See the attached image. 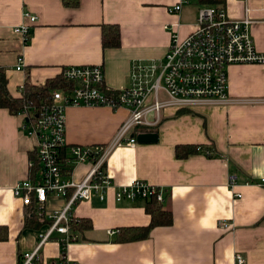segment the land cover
<instances>
[{"label": "crops", "instance_id": "0c3cea01", "mask_svg": "<svg viewBox=\"0 0 264 264\" xmlns=\"http://www.w3.org/2000/svg\"><path fill=\"white\" fill-rule=\"evenodd\" d=\"M180 1L80 0L77 8H67L63 0H0V68L6 70L10 94L20 97L26 82L44 85L67 67L85 65L103 67L110 92L134 86L135 66L164 60L173 33L185 38L195 30L204 5L191 0L180 13H169ZM217 6L232 19L242 18L249 7L256 49L264 54V0ZM22 25L31 28L27 42L15 32ZM109 25L120 28V48H103L102 30ZM228 75L229 95L246 103L163 110L159 123L141 132L158 134L157 143L125 145L111 155L107 172L115 188L106 200L93 198L74 208L73 218L91 227L75 233L74 241L53 234L38 264H238V256L244 264H264V185L256 184L264 179V66L233 65ZM66 115L69 146L93 147L109 144L130 112L80 106ZM23 119L0 108V227L8 233L0 241V264H21V256L35 251L48 232V216L67 203L65 197H49L46 216L39 218L14 195L19 182L31 179L29 156L35 148ZM185 145H205L212 155L178 159L175 150ZM89 170L88 164L79 165L74 179L81 182ZM134 180L167 189L164 208L174 221L146 239L122 242L121 228L151 222L145 201L115 200L116 188ZM223 220L230 228H221Z\"/></svg>", "mask_w": 264, "mask_h": 264}, {"label": "built area", "instance_id": "2783aa9c", "mask_svg": "<svg viewBox=\"0 0 264 264\" xmlns=\"http://www.w3.org/2000/svg\"><path fill=\"white\" fill-rule=\"evenodd\" d=\"M190 3L191 0H181L169 8V13L178 14L184 5ZM250 12L246 6L242 18L232 19L222 6H202L196 28L190 35L181 38L177 33L172 34L164 60L135 66L132 75L134 86L110 92L102 66H71L63 70L62 77L73 84L72 88L56 90L50 103L40 108L26 107L19 114L24 118L23 131L34 141L40 166L33 180H22L15 186L14 195L24 206L34 207L42 218L46 216L45 205L49 197L67 199L63 210L48 216L51 221L48 232L42 236L35 251L24 254L23 264L38 262L42 246L55 233L65 236L67 242L77 239L71 227L74 208L93 198L106 200L109 191L115 188L107 172L111 155L119 147H135L137 136L142 134L143 129L156 126L163 110L226 107L245 102L229 95L228 70L233 65L264 66V54L257 51L252 36L255 21ZM27 17L33 23L38 21L37 17ZM30 31L28 25L15 30L26 42L29 41ZM22 66L23 59L20 58L17 70L20 71ZM80 106L113 110L124 108L130 115L109 144L69 146L66 137L67 109ZM150 114L156 115L155 121L149 120ZM82 164H88L90 170L81 182H77L73 173ZM29 167L35 169L36 161L30 160ZM248 184L255 183L250 181ZM256 184L264 185V179ZM234 186L235 181L231 179L230 187ZM167 195L166 188L134 180L116 188L115 200L121 203L156 199L164 203ZM236 197L241 198L242 195L236 194ZM220 225L221 228H230L227 220ZM109 234L112 236L117 232ZM237 263L244 264L243 258L238 256Z\"/></svg>", "mask_w": 264, "mask_h": 264}, {"label": "trees", "instance_id": "16d2710c", "mask_svg": "<svg viewBox=\"0 0 264 264\" xmlns=\"http://www.w3.org/2000/svg\"><path fill=\"white\" fill-rule=\"evenodd\" d=\"M225 2L226 0H198V3L204 6L224 5ZM79 3L80 0H63V4L67 8H77L79 6ZM102 34V45L104 49H117L121 47V31L119 26H104ZM8 83L9 80L7 78L6 70L0 68V108L8 110L13 115H19L26 107L40 108L41 106L50 103V101L52 100V93L54 91L70 89L73 86V84L65 80L61 74L54 79L48 80L44 85L37 86L31 84L30 82H26L20 89L21 96L13 97L8 90ZM145 130L146 129H143V131ZM175 154L178 159H185L186 157H189L193 154H205L211 156L212 150L205 145H185L177 146ZM29 158L30 160L36 161V168L31 170L30 174L31 179H34L35 174L39 171L40 166L36 159V152H31ZM145 203L146 212L151 217L150 224L146 227L121 228V230L119 231L120 241H140L148 238L155 228L168 227L173 224V214L171 211L164 208L165 202L161 203L156 199H152L150 201H145ZM71 227L73 234H75L81 232L84 229H89L91 225L87 220L72 218ZM7 238V229L4 227H0V241H6ZM63 245L65 246V244ZM21 259L23 260H21V264H23L24 259ZM38 263L39 261L35 264Z\"/></svg>", "mask_w": 264, "mask_h": 264}, {"label": "water", "instance_id": "95a60500", "mask_svg": "<svg viewBox=\"0 0 264 264\" xmlns=\"http://www.w3.org/2000/svg\"><path fill=\"white\" fill-rule=\"evenodd\" d=\"M158 134L156 133H142L137 136V142L139 144H153L157 143Z\"/></svg>", "mask_w": 264, "mask_h": 264}, {"label": "rangeland", "instance_id": "374dc122", "mask_svg": "<svg viewBox=\"0 0 264 264\" xmlns=\"http://www.w3.org/2000/svg\"><path fill=\"white\" fill-rule=\"evenodd\" d=\"M25 134H26V133H25ZM26 136H27V134H26ZM26 138H28V137H26ZM27 140H28L29 144H31V143H30L31 140H30V139H27ZM29 140H30V141H29Z\"/></svg>", "mask_w": 264, "mask_h": 264}]
</instances>
